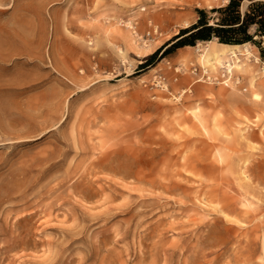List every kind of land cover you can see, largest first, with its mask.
Here are the masks:
<instances>
[{
	"label": "rangeland",
	"instance_id": "374dc122",
	"mask_svg": "<svg viewBox=\"0 0 264 264\" xmlns=\"http://www.w3.org/2000/svg\"><path fill=\"white\" fill-rule=\"evenodd\" d=\"M224 4L0 0V264H264V38L141 68Z\"/></svg>",
	"mask_w": 264,
	"mask_h": 264
},
{
	"label": "trees",
	"instance_id": "16d2710c",
	"mask_svg": "<svg viewBox=\"0 0 264 264\" xmlns=\"http://www.w3.org/2000/svg\"><path fill=\"white\" fill-rule=\"evenodd\" d=\"M197 22L181 29L164 47L159 48L141 64L154 66L177 49L201 42L218 41L228 45L247 43L260 47L264 38V0H229L210 11L197 9Z\"/></svg>",
	"mask_w": 264,
	"mask_h": 264
},
{
	"label": "bare ground",
	"instance_id": "6f19581e",
	"mask_svg": "<svg viewBox=\"0 0 264 264\" xmlns=\"http://www.w3.org/2000/svg\"><path fill=\"white\" fill-rule=\"evenodd\" d=\"M225 1L227 3L229 0ZM199 45L202 44L200 43ZM249 45L250 43L244 45H228L220 43L216 40H212L206 42L203 48L200 46H197L195 48L198 51L199 64L205 69L206 72H216L220 68L221 70H225L231 73L233 69H241V65H239L238 61H236V64L233 65V63L231 62L232 57H237V52L240 51L241 48L246 49ZM223 75L224 74H222V76ZM254 96L259 97V94L254 93Z\"/></svg>",
	"mask_w": 264,
	"mask_h": 264
}]
</instances>
